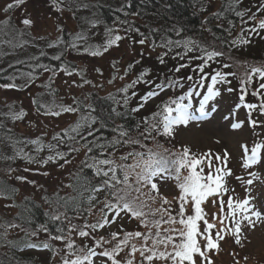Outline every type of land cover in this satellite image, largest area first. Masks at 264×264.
Masks as SVG:
<instances>
[{
	"label": "trees",
	"instance_id": "1",
	"mask_svg": "<svg viewBox=\"0 0 264 264\" xmlns=\"http://www.w3.org/2000/svg\"><path fill=\"white\" fill-rule=\"evenodd\" d=\"M51 1L72 17L74 28L62 23L55 35H39L29 25L14 18V11L20 5L0 19V85H15L12 88L20 92L33 89L32 104L41 114H73L64 127L51 133L30 136L15 127L17 122L26 118V109L17 99L0 101V199L10 202L7 211H0V264H50V260H42L40 253H48L51 259L60 241L55 237L63 236L66 239L71 236L66 218L81 219L93 225L94 221L97 223L101 220L103 214L100 209L105 202L115 203L113 191L128 192L129 198L137 195L132 190L137 186L134 173L130 175L132 187L115 182L108 186L105 181L110 179L112 173L108 177L97 175L98 168L107 171L109 167L132 164L138 157L127 160L121 157L129 153H147L149 149L161 155L182 152L184 147L175 144L169 134H164L165 105L175 108L176 103L186 104L189 113L193 116L198 114L201 119L204 116L200 115L201 105L210 99L205 100L209 88L213 90L226 82L231 86V83H238L237 90L241 96L244 90L240 89V83H248L258 74L249 75L251 69L264 68V64L261 65L264 51L256 53L257 56H253L248 65L238 60L243 49L253 52L256 46L252 41L254 36L248 35L245 29L246 22L253 15L245 12L244 0ZM116 35L122 39L105 51L107 41ZM125 37H131L130 44L140 49L124 66L112 67L111 89L105 91L104 86H97L70 96L61 91L56 83V74H82L73 56L91 55L92 51L101 53L96 56L104 55ZM141 39L145 41V47L139 43ZM85 47H88V52L83 50ZM213 51L223 55L209 58L208 53ZM57 56L59 60L55 59ZM217 73L221 75L217 76ZM213 76H216L215 83ZM124 77L126 79L117 84ZM261 83V79L258 80L255 88L264 97L263 89L259 87ZM247 90L253 92L250 84ZM150 92L156 95L148 96ZM65 107L76 110L66 112L63 111ZM57 112L60 114L54 115ZM171 115L174 117L176 113ZM154 124L157 127L153 128ZM176 125L173 124L171 129ZM89 132L92 134L89 135ZM126 140L138 143H125ZM88 148L92 151L89 152ZM43 153H63V156L77 161L76 167L72 169L63 189L42 192L40 197L24 194L5 170L33 165ZM103 159L115 163L100 165L99 161ZM124 170L117 169L116 175L121 179ZM181 173L188 175V170L182 169ZM166 180H170L177 189L176 201L165 196L161 190L160 183ZM153 182L157 184L158 192L152 191L150 186L141 189L147 194L140 197L141 201L146 202L143 211L151 213L161 207L167 208L178 220L179 197L182 194L178 182L172 176H157ZM123 192L118 191V195ZM165 198L169 203H163ZM204 202L202 208H205ZM193 205L189 197L185 218L194 214ZM115 211L107 212L109 220L116 216ZM120 214L134 220L139 228L122 229L118 239H122L126 232H148L141 218L123 211ZM56 216L60 219H54ZM159 218V213L148 216L150 221ZM149 227L156 231L151 225ZM167 227L169 225H162V228ZM172 227L182 226L177 222ZM204 227L201 221V230ZM111 234L108 236L111 237ZM112 241L114 244L117 242ZM45 243L49 245L47 248L43 247ZM131 243L139 248L143 241L134 238ZM148 243L151 246V240ZM89 247L93 245L82 247L74 243L70 252L80 255V249L87 250ZM125 250L129 251L127 248ZM139 259L137 252L136 260ZM156 264L164 262L157 261Z\"/></svg>",
	"mask_w": 264,
	"mask_h": 264
},
{
	"label": "rangeland",
	"instance_id": "2",
	"mask_svg": "<svg viewBox=\"0 0 264 264\" xmlns=\"http://www.w3.org/2000/svg\"><path fill=\"white\" fill-rule=\"evenodd\" d=\"M12 2L13 0H0V19L6 16V12L3 10L4 7ZM244 5L245 12L249 13V16L253 15L246 22L245 29L248 35L254 36L252 41L256 46H254L253 52L243 49L240 55L238 54V60L242 61L243 65H248L251 58L257 56L256 53L264 51V29L259 28V22L264 20V0H244ZM14 18L21 23L25 18L31 19L33 23L29 26L39 35H55L62 23L70 28L75 27L72 17L51 0H27L26 3L15 9ZM253 28L256 31H252ZM130 42L131 37H125L111 51L101 56H73L78 61L82 74L71 76L64 72H59L55 75L57 85L67 96L78 94L97 86H104L105 91L111 89L113 87L110 84L112 67L124 66L139 52L140 47L133 46ZM141 46L145 47L146 45L141 44ZM263 64L264 62L262 61L261 65ZM119 72L122 74V71ZM238 74L242 76V74ZM125 79L126 77L118 80L117 84ZM252 79H249L248 83H240V89L244 90L241 95L243 96V101H241L240 92L238 93L237 90L238 83H231L232 86L228 84L229 82L220 84L213 89V92L217 94L211 96L207 103L203 105V112L200 115L204 116L201 119L190 120L187 125L178 124L171 129V134H169V138L175 144L184 148L187 147L197 157L211 150L213 154L212 169H209L206 164L198 167V172L203 167L202 175L205 177L209 174L215 176V168L217 167L231 170L230 175L223 177L224 187L228 189L227 192L222 194V198L225 201L224 215L229 213L227 201L230 197L234 202V206L235 202L249 199L250 211L255 210L261 213L259 220L255 216L252 217L255 227H251L248 221L243 220L244 213L237 210L236 219L242 221L240 243H236V237L230 231L227 234L222 233L224 239L219 241V249H214L209 253L213 264H264V148H261L257 160L245 167V162L251 154V149L256 144H264V112L259 108L264 97L255 88L256 82L261 79V82L264 83V79L259 74L255 75V77L253 76ZM248 84L253 88V92L247 90ZM32 91L33 89H29L20 92L15 88H6L0 85V101L10 102V100L17 99L27 111L26 118L15 124L18 131L30 136L51 133L53 130L64 127L72 119V113L53 116L37 112L32 104ZM261 91L264 94V89ZM246 92L247 94H245ZM247 104H255L257 107L249 109L246 107ZM238 105L239 107H237ZM194 116L198 117V114ZM253 120L256 121L255 126L251 124ZM234 123H240L241 126L233 128L232 125ZM242 145H247L248 153L244 152ZM225 151L228 153L226 164L223 161L214 159L216 154L223 157ZM50 156L53 159L48 160ZM45 160H47V163L43 162ZM76 162L75 159L65 156L43 153L33 165L9 168L5 170V173L16 181L22 193L40 197L42 192H51L59 188L63 189L72 169L76 167ZM18 177H24V179H18ZM249 180L252 181L251 184L248 183ZM160 186L165 196L176 201L177 189L170 183V180L160 183ZM212 199H216V197H210L204 202L207 219L209 222L217 223V229L225 226L230 228V220H225L224 225L212 220V213L220 211L218 200L215 208H213L211 205ZM9 204L10 202L0 199V211H7L10 208ZM66 220L71 228V236L58 241L56 251L51 259L48 253H40L43 261L47 262L50 260V264H63L64 259L71 261L75 259V256L67 247L69 243L73 245L74 243L80 244L82 247L84 245H94V241L99 240L101 237L105 241H111V243L103 245L104 248L110 249L114 244L112 238L108 236L110 233L120 232L122 229L132 230L139 228L138 224L125 214L116 215L109 220L110 223L103 228H96V230H93V228L89 227V224L81 219L66 218ZM93 224H96V221ZM214 230L216 231V229ZM80 231H86L89 235L81 236L79 234ZM213 236H215V232ZM97 249V252L102 250L101 248ZM126 254L127 251L124 250L117 257V259H121V264L127 258ZM194 259L197 264H200L198 255ZM92 264H112V262L106 257L96 256L93 258Z\"/></svg>",
	"mask_w": 264,
	"mask_h": 264
},
{
	"label": "snow or ice",
	"instance_id": "3",
	"mask_svg": "<svg viewBox=\"0 0 264 264\" xmlns=\"http://www.w3.org/2000/svg\"><path fill=\"white\" fill-rule=\"evenodd\" d=\"M25 3V0H13L12 3L7 4L4 7V12H8L14 7L22 5ZM254 19V17H253ZM24 25H31L33 21L31 19L25 18L22 20ZM259 28L264 29V20L259 22ZM252 31H256L255 28ZM122 37L116 35L114 39L110 38L107 41V46L105 47V51L107 47L115 44L117 41L121 40ZM247 42V41H245ZM140 44H144L145 41L141 39L139 41ZM75 47V45H73ZM85 52H88V47L83 49ZM101 53L97 51H92L91 55L96 56ZM223 55L220 52H210L208 53L209 58ZM55 59L59 60L60 57L57 56ZM203 70V66H201V71ZM258 73L262 79H264V68H252L250 74ZM71 75V73H68ZM221 75L217 73V76ZM213 82L216 81V76L212 77ZM87 82V81H86ZM4 87H15V85L8 84L4 85ZM128 87H131L129 85ZM261 89H264V83H261L259 86ZM125 91L127 89H124ZM212 88H209V95L205 97V100L211 98V96L216 95ZM156 95L154 92L148 93V96ZM147 97H142V99H146ZM241 101H243V96H241ZM175 103V102H174ZM142 106V105H141ZM239 107V105L237 106ZM247 108L252 109L256 108L255 104H247ZM189 106L182 103H176V107L173 108L171 106L165 105V112L163 118V129L164 134H171V127L173 124H184L187 125L190 120L198 119V117H194L188 111ZM259 108L262 112H264V100L261 101ZM76 109L71 107H65L63 111L72 112ZM201 112H203V104L201 105ZM175 112L176 115L173 117L171 114ZM60 113H54V115H59ZM156 115V114H154ZM19 119V116H16ZM253 126L256 125V121H251ZM79 124L77 128H79ZM240 123H234L232 125L233 128L240 127ZM153 128L157 127V125H152ZM75 130V129H73ZM92 133L89 132V135ZM122 135H127V133H122ZM125 143H138V141L126 140ZM242 148L245 153L249 152L247 145H242ZM261 148H264V144H256L251 149L250 156L247 157L245 162V167H247L250 163H253L257 160L258 155L260 153ZM76 151L77 149H72ZM88 151L91 152L92 149L88 148ZM167 152V150H165ZM58 155L63 156V153H58ZM228 156L227 151H225L224 156L221 157L219 154L214 156V159L217 161H223L226 164V158ZM129 157H138L134 161V163L129 165H117L116 167H109L107 171H104L102 168H98L97 175H103L105 177L109 176V173H112L109 180L105 181V185L112 186L113 182L115 184H125L129 187H132L130 183V175L132 173L135 174V184L136 187H133L132 190L137 193L136 196L130 197V193L123 192V190H118L123 192V194L118 195V191H113L112 196L116 198L115 203L105 202L104 206L100 209V212L103 214L101 220L96 224L90 225L89 227L95 228H103L106 224L110 223L107 212L113 209L115 211V215L119 216L120 212L130 213L133 217L141 218V222L144 224L146 228H148V232H126L123 235L122 239H118L120 236L119 232L112 233V240H116L117 242L110 248H104L103 245L105 243H111V241H105L103 237L99 240L94 241L93 247L85 249H80V255H75V259L69 261L67 259L63 260V264H92L93 258L96 256L106 257L108 260L112 262V264H121V259H117L119 254L123 252L126 248L129 249L125 258L123 260V264H156L157 261H163L164 264H197L194 259L195 256L200 257V264H213L209 253L214 249H219V241L224 239V235L222 233L227 234L229 231L236 237V243H240V233L242 232L241 228V220L236 219L237 210L244 213L243 220L248 221L249 226L255 227V223L252 220V217L255 216L257 220L261 218V213L255 210L249 209V199H244L242 201L234 202L230 197L227 201V207L229 209V213L224 215V207L225 201L222 198V194L227 192L228 189L224 187L223 177L225 175H230L231 170L226 168H215L216 175L212 174L207 175L205 177L202 175L203 167L200 168L199 172L197 171V167L201 165H207L209 169L213 167V154L211 150L207 153L202 154L197 157L190 152V149L187 147L183 148L182 152L179 153H171L169 155H161L159 152H154L149 149L147 153L138 152V153H129L127 156H122V160H127ZM53 159V157H48V160ZM47 163V160L43 161ZM67 162V161H66ZM115 162L109 159H103L99 161L100 165H113ZM125 169L123 173L122 179L116 175L117 169ZM139 169V171H137ZM188 170V175H182L181 170ZM161 176V178L172 176L177 182L178 187L181 189V195L179 200L181 201L179 206V213L177 217L171 215V212L167 208H159L154 210L151 213H145L143 208L146 206L145 201H141L140 197L147 196V194L143 193L141 189L143 187L150 186L152 191L158 192L157 184L153 182V178ZM18 179H24V177H18ZM249 184L252 183L251 180L248 181ZM0 194H2V190H0ZM189 197L194 202V214L188 215L185 218L186 205L188 203ZM210 197H216V199L211 200V205L215 208L217 204V200L219 202L220 211L212 213V220L218 221L220 225L225 224V220H230L231 227L228 226L221 227L217 229V223L209 222L207 219V213L204 208H202V203ZM154 199V198H153ZM139 201V203H138ZM164 204L169 203L165 198L163 200ZM250 212V214H249ZM157 213L160 214L159 219L149 220L148 216H155ZM166 217V218H165ZM54 219L59 220L60 217L56 216ZM203 222L204 229L201 230L200 222ZM181 225V228L172 227L176 223ZM167 224L169 227L162 228V225ZM151 225L156 229L155 232L151 230ZM215 231V236H213V230ZM46 231V229H45ZM81 236H88L89 233L86 231H80ZM134 238H141L143 243L141 247H137L135 243H131ZM55 239L62 240L63 236H56ZM149 240H151V246H149ZM31 247H36V245H30ZM49 245L45 243L43 247L47 248ZM69 249L73 247L72 243L67 245ZM163 247V250H161ZM96 248H101L100 252L96 251ZM169 248L171 250H169ZM139 252L140 259L136 260V253Z\"/></svg>",
	"mask_w": 264,
	"mask_h": 264
}]
</instances>
